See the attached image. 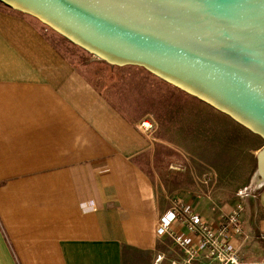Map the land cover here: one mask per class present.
Wrapping results in <instances>:
<instances>
[{"label": "crops", "instance_id": "1", "mask_svg": "<svg viewBox=\"0 0 264 264\" xmlns=\"http://www.w3.org/2000/svg\"><path fill=\"white\" fill-rule=\"evenodd\" d=\"M47 30L0 3V264H170L183 254L165 251L157 226L174 221V200L213 224L242 202L233 244L241 262L264 264L261 151L253 195L220 184L158 195L140 163L150 141L109 96L115 77L73 61Z\"/></svg>", "mask_w": 264, "mask_h": 264}, {"label": "water", "instance_id": "2", "mask_svg": "<svg viewBox=\"0 0 264 264\" xmlns=\"http://www.w3.org/2000/svg\"><path fill=\"white\" fill-rule=\"evenodd\" d=\"M0 3L110 65L150 72L264 139V0Z\"/></svg>", "mask_w": 264, "mask_h": 264}, {"label": "rangeland", "instance_id": "3", "mask_svg": "<svg viewBox=\"0 0 264 264\" xmlns=\"http://www.w3.org/2000/svg\"><path fill=\"white\" fill-rule=\"evenodd\" d=\"M42 25L73 61L93 65L98 76L115 77L109 96L128 118L137 120L150 141L151 149L140 163L158 195L180 190L212 193L218 184L229 191L247 189V196L257 192L255 154L264 151L262 137L150 72L110 65ZM172 245L167 240L163 248L173 253Z\"/></svg>", "mask_w": 264, "mask_h": 264}, {"label": "built area", "instance_id": "4", "mask_svg": "<svg viewBox=\"0 0 264 264\" xmlns=\"http://www.w3.org/2000/svg\"><path fill=\"white\" fill-rule=\"evenodd\" d=\"M171 211L174 221L162 217L157 226V235L170 239L183 254L180 260L170 264H197L201 259L218 264H246L240 261L238 249L233 244L234 240L244 236L242 216L245 206L242 202L227 215H222L217 224L209 223L181 201L174 200ZM173 222L186 229L188 235H179ZM163 260L164 257L159 256L156 264Z\"/></svg>", "mask_w": 264, "mask_h": 264}, {"label": "bare ground", "instance_id": "5", "mask_svg": "<svg viewBox=\"0 0 264 264\" xmlns=\"http://www.w3.org/2000/svg\"><path fill=\"white\" fill-rule=\"evenodd\" d=\"M262 155H264V154H262ZM264 165V164H263ZM264 167V166H263Z\"/></svg>", "mask_w": 264, "mask_h": 264}]
</instances>
